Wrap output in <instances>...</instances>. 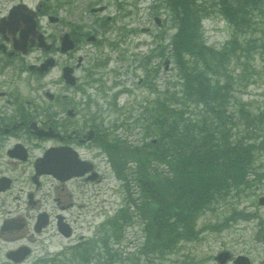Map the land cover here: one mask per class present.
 Instances as JSON below:
<instances>
[{"label":"trees","instance_id":"obj_1","mask_svg":"<svg viewBox=\"0 0 264 264\" xmlns=\"http://www.w3.org/2000/svg\"><path fill=\"white\" fill-rule=\"evenodd\" d=\"M160 3L165 21L175 28L169 45L179 70L180 94L165 91L164 98L158 96L146 107L135 143L104 144L116 176L123 181L125 206L103 223L102 258L108 257L113 240L122 237L131 206L145 223L151 250L164 253L180 239L194 238L198 216L238 193L253 168L255 152L264 148V108L236 95L241 81L252 77L247 56L239 63V73L229 68L240 52L257 46L256 38L249 37L257 21L263 33L264 0ZM216 13L231 27L220 48L207 45L201 29L202 20ZM259 56L264 69V41ZM263 69L253 75L259 73L260 78Z\"/></svg>","mask_w":264,"mask_h":264},{"label":"flooded vegetation","instance_id":"obj_2","mask_svg":"<svg viewBox=\"0 0 264 264\" xmlns=\"http://www.w3.org/2000/svg\"><path fill=\"white\" fill-rule=\"evenodd\" d=\"M34 10L32 34L22 37L0 23V264H71L73 248L85 239L74 232L81 212L73 213L72 195L89 176L69 174L68 152L83 160L101 145L93 99L80 115L97 61L88 47L101 43L100 21L92 31L82 25L59 30L61 18L48 20L43 2ZM41 18L51 25H41ZM225 254L223 264H242L238 256L247 255ZM257 264H264V246Z\"/></svg>","mask_w":264,"mask_h":264},{"label":"rangeland","instance_id":"obj_3","mask_svg":"<svg viewBox=\"0 0 264 264\" xmlns=\"http://www.w3.org/2000/svg\"><path fill=\"white\" fill-rule=\"evenodd\" d=\"M39 1L41 0H0V16L6 15L13 4L24 2L32 8ZM66 1L69 2L48 0L51 5L49 8L51 14L61 18L60 24L55 26L59 30L62 29V26L63 29L68 30L72 26L82 25L85 27L84 31H92L94 28L93 21L96 18L111 17L107 28L111 30L110 33L106 32V35L100 39V44L88 47V57L92 61L95 59L105 60L107 58L105 56H108L109 59L105 65L96 67L94 79H98L99 82H92L91 86L85 88L88 94L82 104L84 108L80 114L85 115V111L88 108L87 99L90 97L93 99L92 108L95 112L98 111V115L104 120L103 126L107 127L113 119H118L119 122V119L124 116L125 107H132L135 110L140 105V96H135L134 94L140 90V86L135 81H139L142 73L140 69H137L135 76H132L129 73L119 71L122 62L117 57V53H130L131 57L127 62L130 65L132 62L137 64L138 61L142 60V53H146L150 47L154 46L157 39H159L160 43H169V37H156V34L162 32L167 36L166 34H168L169 30H166L164 21L161 24V28L156 25L153 13L157 7H154L153 0H118V2L123 4L122 9L128 11L126 15H118V6L114 3V0H110V2L104 0V4H109V7L96 15L90 12V8L100 6L102 3L94 4V0ZM58 2L59 5L56 7ZM113 14L117 16L113 17ZM164 15L165 13L161 10V14L158 16L164 19ZM123 24L126 26L125 28L122 26ZM254 24L252 27L253 33L250 34L251 37L249 38H256L254 41L257 46L253 50L240 52V56L237 59H232V65L230 64L229 68L233 71V74L239 73L241 71L240 64L245 60L243 55L247 56L249 61L247 67L252 77L248 78L247 81H241L237 87L236 95L243 100L252 99L251 104L253 106L264 108V74L260 78L259 73L253 75V72H259V70L263 69L262 60L259 56V44L264 41V23L260 25L263 33L259 32V22L257 21ZM41 25L50 26L51 24L45 18H41ZM167 27L170 29L171 25L169 24ZM202 27L206 42L212 45L222 44L230 35L229 30L231 27L228 25L225 27L224 21L218 15L215 17L214 14H211L203 20ZM100 30L102 29L98 25V34H101ZM259 37L262 39H259ZM112 39L125 40L122 41L119 49L112 51L109 44ZM247 45L244 40L243 47H247ZM139 50L142 52H139ZM32 57L33 54L30 59ZM149 61L155 63L157 58H151ZM87 64L89 65V61ZM165 68V72L162 70L158 75H153L151 74L152 72L149 74V78L151 76L153 79V86L162 87L165 77H167V81L170 80V84H176L177 81L174 80L176 77L175 71L172 70L170 72L168 65ZM113 80L118 81V84L111 89ZM17 84L21 87L24 81H17ZM124 86L128 87L133 94L130 96H127V94L119 96L117 98L118 105L115 109H112L110 102L113 99L114 92ZM142 94H145V90H143ZM139 111L140 108L137 113ZM131 115L133 116L134 113ZM132 128V131L125 129V133L130 135L132 140H135L138 138L139 133L134 127ZM119 132H122V129ZM92 153V151H89L87 155L90 156ZM255 155L256 160L253 168L246 175L247 181L239 188V192L227 196L225 200H219L213 209H207L198 217L196 227L199 229V233L197 238L181 242L164 259L151 258L150 262L144 259L140 264H218L210 258L220 249H228L233 254H248L253 264H257L259 250L264 246V149L257 151ZM91 157L97 165L101 179L97 182H87L85 187L80 188L81 193L78 196L75 193L72 195V202L74 203L73 213L82 212L81 216L78 215L75 222L77 226L74 231L75 235L80 232L84 236H91L97 223L104 219L106 215L112 214L123 203L124 193L121 191L120 182L115 177L112 169L110 170L109 167L105 168L106 166L99 161L98 157ZM79 204L83 206L78 208L77 205ZM135 219L134 217L131 220L134 221ZM141 227V223L138 221L133 222L129 226L125 223L124 228L126 231H123V238L120 243L110 244L107 258L104 257L100 260L95 258L93 261L98 264H130L132 257L134 259L138 258L135 254L138 253L139 242L142 241L140 236Z\"/></svg>","mask_w":264,"mask_h":264},{"label":"water","instance_id":"obj_4","mask_svg":"<svg viewBox=\"0 0 264 264\" xmlns=\"http://www.w3.org/2000/svg\"><path fill=\"white\" fill-rule=\"evenodd\" d=\"M17 9H18V7L13 8V9L11 10V12H10V15H12V13H13L15 10H17ZM26 22H27V21H25V22L23 23V25L21 24L20 27H19V29L21 30V33H22V34L27 32ZM31 26H32V25H31ZM69 153H70V152H69ZM69 162H70L71 164H70ZM76 163H77V160L75 159L74 155H73L72 153H70L69 160H68V164H69V166H70V168H71V169H70L71 172H70L69 174L73 175V174H80L81 172H83V171H82L83 169H79V164L76 165ZM82 163H84V162H82ZM80 166H82L83 168H85V170H86L87 168H90V166H83V165H80Z\"/></svg>","mask_w":264,"mask_h":264}]
</instances>
